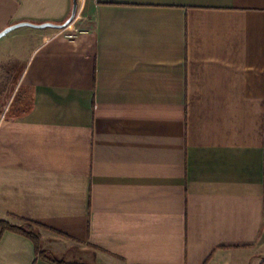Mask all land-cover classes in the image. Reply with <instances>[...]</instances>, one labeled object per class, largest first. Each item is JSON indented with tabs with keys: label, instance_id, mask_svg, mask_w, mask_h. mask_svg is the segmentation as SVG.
Returning <instances> with one entry per match:
<instances>
[{
	"label": "crops",
	"instance_id": "0c3cea01",
	"mask_svg": "<svg viewBox=\"0 0 264 264\" xmlns=\"http://www.w3.org/2000/svg\"><path fill=\"white\" fill-rule=\"evenodd\" d=\"M72 10L0 0V33ZM17 30L0 264L264 261V0H78Z\"/></svg>",
	"mask_w": 264,
	"mask_h": 264
},
{
	"label": "rangeland",
	"instance_id": "374dc122",
	"mask_svg": "<svg viewBox=\"0 0 264 264\" xmlns=\"http://www.w3.org/2000/svg\"><path fill=\"white\" fill-rule=\"evenodd\" d=\"M22 29L24 30V29H30V28L24 27ZM16 31H18V30H16ZM6 39H8V38H6ZM10 50H11V45L8 44V45H6V47H4L2 49V52L0 51V63H1V61L2 62L9 61L10 58H9L8 52H6V51H10ZM12 61H14V60L12 59ZM5 63H3V64H5ZM21 65L22 64L20 62L15 61V62H13V65H11L9 67L5 66L6 67L5 69H6V71H8V73H4V75L7 74L8 81H7V84H2V85L0 84V87L5 88L4 94L6 93V95L1 94V95H3V97L0 96V107H3L4 104H10V105L12 104L13 110L16 109V111H18L21 109L19 102L21 100L22 94L18 95V88L16 85V82H17L19 75H20V72L22 70Z\"/></svg>",
	"mask_w": 264,
	"mask_h": 264
},
{
	"label": "water",
	"instance_id": "95a60500",
	"mask_svg": "<svg viewBox=\"0 0 264 264\" xmlns=\"http://www.w3.org/2000/svg\"><path fill=\"white\" fill-rule=\"evenodd\" d=\"M77 12H78V0H73L72 15L66 23H64L62 25H56V24H52V23H44V24H34V23H28V22L18 23V24L12 25V26L6 28L4 31H2L0 33V39L5 37L9 33L13 32L17 29L24 28V27H29V28H33V29L52 28V29H57V30H63L65 28H67L75 20Z\"/></svg>",
	"mask_w": 264,
	"mask_h": 264
},
{
	"label": "built area",
	"instance_id": "2783aa9c",
	"mask_svg": "<svg viewBox=\"0 0 264 264\" xmlns=\"http://www.w3.org/2000/svg\"><path fill=\"white\" fill-rule=\"evenodd\" d=\"M77 15H78V12H77ZM77 15H76V17H77ZM69 38H74L75 36L74 35H70V36H68Z\"/></svg>",
	"mask_w": 264,
	"mask_h": 264
},
{
	"label": "trees",
	"instance_id": "16d2710c",
	"mask_svg": "<svg viewBox=\"0 0 264 264\" xmlns=\"http://www.w3.org/2000/svg\"><path fill=\"white\" fill-rule=\"evenodd\" d=\"M261 264H264V261Z\"/></svg>",
	"mask_w": 264,
	"mask_h": 264
}]
</instances>
